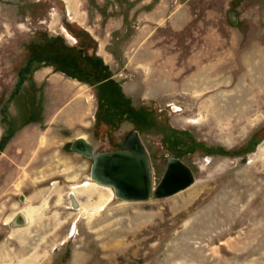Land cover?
Listing matches in <instances>:
<instances>
[{
  "label": "rangeland",
  "instance_id": "rangeland-1",
  "mask_svg": "<svg viewBox=\"0 0 264 264\" xmlns=\"http://www.w3.org/2000/svg\"><path fill=\"white\" fill-rule=\"evenodd\" d=\"M131 131L193 182L87 188ZM0 264H264V0H0Z\"/></svg>",
  "mask_w": 264,
  "mask_h": 264
},
{
  "label": "water",
  "instance_id": "water-1",
  "mask_svg": "<svg viewBox=\"0 0 264 264\" xmlns=\"http://www.w3.org/2000/svg\"><path fill=\"white\" fill-rule=\"evenodd\" d=\"M69 149L90 160L88 177L91 180L109 186L115 198L123 201L147 200L152 194L165 197L193 182L189 167L180 158L168 156L163 173L153 186L149 156L136 131H131L117 149L93 151L89 142L81 136L70 142ZM68 197L70 204L77 207L73 195L68 194ZM14 217L13 221L23 224L18 212Z\"/></svg>",
  "mask_w": 264,
  "mask_h": 264
},
{
  "label": "trees",
  "instance_id": "trees-1",
  "mask_svg": "<svg viewBox=\"0 0 264 264\" xmlns=\"http://www.w3.org/2000/svg\"><path fill=\"white\" fill-rule=\"evenodd\" d=\"M64 64L60 63V61H57L55 62V66L58 68V69H62L64 72H66L67 74L69 75H72V76H75L76 78H84V77H80L79 75H76L74 74V71L72 68H74L73 66H68V65H65L63 66ZM65 67V68H64ZM105 90L104 92L102 91V93H98L99 95V98H98V102H99V105H100V109L106 104L105 102V97H103L102 95H105ZM109 99V98H108ZM107 100V99H106Z\"/></svg>",
  "mask_w": 264,
  "mask_h": 264
},
{
  "label": "bare ground",
  "instance_id": "bare-ground-1",
  "mask_svg": "<svg viewBox=\"0 0 264 264\" xmlns=\"http://www.w3.org/2000/svg\"><path fill=\"white\" fill-rule=\"evenodd\" d=\"M91 181H92V182H95V181H93V180H91V179L89 178V181L86 183L87 188L94 186V184H93ZM95 183H96V182H95ZM97 184H98V183H97ZM98 185H101V184H98ZM101 186H104V187H108V188H110L109 186H105V185H101ZM111 190H112V189H111ZM112 192H113V191H112ZM113 196H114V195H113ZM19 214H20V217H21V219H22L23 224H22V225L18 224L19 222L16 220V221H13L14 226H16V227L27 226L28 223H29L28 215H27L25 212H23V211H20Z\"/></svg>",
  "mask_w": 264,
  "mask_h": 264
},
{
  "label": "crops",
  "instance_id": "crops-1",
  "mask_svg": "<svg viewBox=\"0 0 264 264\" xmlns=\"http://www.w3.org/2000/svg\"><path fill=\"white\" fill-rule=\"evenodd\" d=\"M27 212H28L29 214H31V213L33 214L34 211H31V213H30V211H27ZM18 213H19V212H18ZM13 220H14V219H13Z\"/></svg>",
  "mask_w": 264,
  "mask_h": 264
},
{
  "label": "flooded vegetation",
  "instance_id": "flooded-vegetation-1",
  "mask_svg": "<svg viewBox=\"0 0 264 264\" xmlns=\"http://www.w3.org/2000/svg\"><path fill=\"white\" fill-rule=\"evenodd\" d=\"M125 138H126V137H125ZM125 138H124V139H125ZM123 141H124V140H123Z\"/></svg>",
  "mask_w": 264,
  "mask_h": 264
}]
</instances>
